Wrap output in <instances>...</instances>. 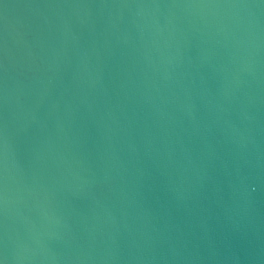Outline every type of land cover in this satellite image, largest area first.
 I'll list each match as a JSON object with an SVG mask.
<instances>
[{"label": "water", "instance_id": "water-1", "mask_svg": "<svg viewBox=\"0 0 264 264\" xmlns=\"http://www.w3.org/2000/svg\"><path fill=\"white\" fill-rule=\"evenodd\" d=\"M0 264H264V0H0Z\"/></svg>", "mask_w": 264, "mask_h": 264}]
</instances>
